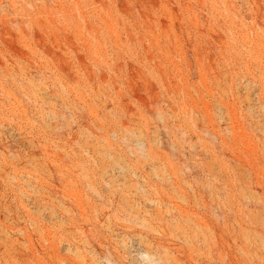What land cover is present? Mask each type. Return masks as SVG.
<instances>
[{"label": "rangeland", "instance_id": "obj_1", "mask_svg": "<svg viewBox=\"0 0 264 264\" xmlns=\"http://www.w3.org/2000/svg\"><path fill=\"white\" fill-rule=\"evenodd\" d=\"M138 137L152 159L132 158ZM164 169L184 202L155 178ZM141 184L193 213L208 247L142 229L177 233ZM146 252L264 264V0H0V264Z\"/></svg>", "mask_w": 264, "mask_h": 264}, {"label": "bare ground", "instance_id": "obj_2", "mask_svg": "<svg viewBox=\"0 0 264 264\" xmlns=\"http://www.w3.org/2000/svg\"><path fill=\"white\" fill-rule=\"evenodd\" d=\"M80 9V8H79ZM64 11V10H63ZM65 12V11H64ZM78 12V11H77ZM94 14V13H93ZM83 17V16H82ZM61 18V17H60ZM71 18V17H70ZM87 19V18H86ZM97 20V19H96ZM60 21V20H59ZM63 21V20H62ZM72 22V21H71ZM95 23V22H94ZM55 24V23H54ZM51 25V24H50ZM106 25V24H105ZM57 26V25H56ZM99 27V26H98ZM101 27V26H100ZM64 28V27H63ZM111 28V27H110ZM97 29V28H96ZM48 33V31H46ZM50 33V32H49ZM46 34V33H45ZM77 36V35H76ZM113 36V35H112ZM79 42V41H78ZM89 43V42H88ZM23 44V43H22ZM26 45V44H25ZM93 48L96 52H99V50L103 49V45L101 43H96L95 45H93ZM97 50H96V49ZM86 61V60H85ZM159 119L162 120V116L161 115H156ZM186 116H188V114H186ZM191 118V117H190ZM191 121V125L194 128V130H197L198 126L197 123L194 121L193 118L190 119ZM197 128V129H196ZM182 137H185V141H187L188 143H190V138L188 137V134L185 131H180ZM19 135V134H18ZM183 139V138H182ZM145 142V143H144ZM171 144V143H170ZM189 145V144H188ZM189 147H193V145H189ZM171 148H173V145H171ZM134 152H130V154H132V158L135 159L136 161L138 159H143V160H147V159H152V150H151V145L148 142L142 140L140 137L136 138L134 140V147H133ZM201 154L200 156V164L201 166H205L206 169L208 171H211L212 169V165L209 163V159H210V154L208 153V151L206 150H202L200 151ZM135 153V154H134ZM98 157L103 158L105 156V153L103 151L98 152L97 154ZM174 156V154H173ZM108 158H111L113 160V164L119 166V170L122 173H132L134 176L138 177V172L136 171L137 169L132 167V158L130 159V161H124L122 160V163L117 159H114L112 155H107ZM121 160V158H120ZM166 167V166H165ZM107 169H102V173H106ZM172 176H174V174H168L167 171L164 169V171L160 170L159 172H157L155 174V178L160 181L163 186L168 189L167 191H170L172 194L175 195V198L178 200H181V202H184L183 198H181L179 196V192L176 191V182L172 179ZM146 183V182H145ZM147 186L148 189L150 191H152L153 193V199L148 198V194H147ZM89 189H92L89 186ZM141 189V194H142V198H144L145 201L149 202L155 209H159L163 206H167L169 207V220L170 222H173V224H175V228L177 233L173 234V235H167V233H165V231L159 230L157 228H154L151 226V224L147 223L146 221L142 220L139 224L142 227V229H144L147 232H151V233H158L156 235L155 238H153L154 240H161V239H166V237H170V238H177L179 240H181L183 242V244H185L186 246H192L193 241H198V238L201 237V242L206 244V246L208 247V243L205 239V232L204 230L201 228L200 225L202 224H197L195 223V221H193L192 219V215L193 213H188L185 211H181L177 205V200L175 201L172 200L170 197L168 198L167 201L164 200V193L162 191V189L160 188V190H158L157 188L151 187V185H143L141 184L140 186ZM181 206V205H180ZM186 210V209H185ZM155 216H157L154 213ZM182 222L185 225H189L191 227V234L190 235L188 232H186V230L184 228H180V226L178 225L180 222ZM204 229L211 234V230L210 228H207L206 226H204ZM199 233V234H198ZM151 239V240H153ZM163 241V240H162ZM200 242V241H198ZM191 243V244H189ZM201 243V244H202ZM156 246H158L159 248H162V246L156 244ZM175 252V251H174ZM143 260L147 263V264H161V260L156 257L155 255H150V253L146 252L143 256Z\"/></svg>", "mask_w": 264, "mask_h": 264}]
</instances>
